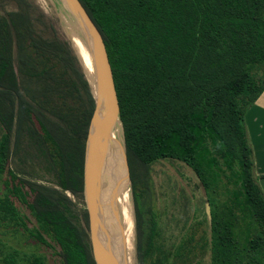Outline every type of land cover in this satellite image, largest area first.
I'll list each match as a JSON object with an SVG mask.
<instances>
[{
    "label": "trees",
    "instance_id": "1",
    "mask_svg": "<svg viewBox=\"0 0 264 264\" xmlns=\"http://www.w3.org/2000/svg\"><path fill=\"white\" fill-rule=\"evenodd\" d=\"M79 1L101 33L111 69L136 264H201L205 254L206 264H264V196L243 123L264 88V0ZM0 10V221L19 222L54 252L56 264H95L87 213L76 204H83L89 86L68 41L31 0H0ZM203 149L224 160L228 178H240L244 234L222 207L219 173ZM160 158L180 160L197 176L209 206V219L203 212L198 221L207 231L200 238L187 234L185 201L181 226L163 237L149 173ZM13 198L31 216L30 228ZM28 262L46 264L41 254Z\"/></svg>",
    "mask_w": 264,
    "mask_h": 264
},
{
    "label": "rangeland",
    "instance_id": "2",
    "mask_svg": "<svg viewBox=\"0 0 264 264\" xmlns=\"http://www.w3.org/2000/svg\"><path fill=\"white\" fill-rule=\"evenodd\" d=\"M31 2L42 10L45 17L53 23V26L57 33L60 36L64 37L69 43V40L67 39L61 27L62 25L64 28L63 22L61 18L57 16L59 9H61V6L63 5L60 0H31ZM12 7L13 4L10 3L7 4L5 8L10 9ZM66 13L67 16L72 19L69 16L70 14H68V12ZM120 136L121 144L123 147L122 132H120ZM201 154L203 158H205V160L211 165V168L215 169L219 173L218 187L220 191L222 207L227 216L229 214H233L236 216L240 233L244 234V230L247 226V221L244 218L246 211V202L239 176L234 175L231 178H228V172L224 166V160L216 158L208 151V149H203ZM13 161H15V158H13ZM102 165L103 167L105 166V159ZM103 167L101 166V169L99 171L101 181L99 183V187L101 186L105 176ZM149 173L152 181L150 184L152 206L154 208V211L158 214L159 224L165 227L162 231L163 237H169V230H173V232H175L177 230V227L181 226L183 216V212H181V204L185 201L187 203L185 215L188 216L186 222L188 224L187 234L188 232H192L194 238H200L201 234L206 231L205 222H198L202 218L203 212H205V201L203 200V189L194 172L180 160L160 158L150 164ZM4 175L5 173H3L1 177ZM1 177L0 193L2 189ZM128 185L130 192V195H128L130 196V200H132L131 185L129 180ZM68 195L71 199L76 201L75 196L71 195L70 193H68ZM173 196H175L176 203L172 206L171 200ZM81 200L83 201V204L78 200L76 201V204L78 206L83 205L85 207L83 196L81 197ZM13 202L19 208L17 214L20 219L24 218L25 215L30 218L26 221L27 227L30 228L32 226V218L28 214V211L22 206H19V202L15 198H13ZM131 208L133 212L132 201ZM171 214L174 215L172 219L169 218ZM115 215V209L112 207L108 222L107 240L110 236H113L116 242V247L119 248V234L116 231V227L112 228V226H116L113 221L115 220ZM191 225H193L194 227H192ZM132 243L133 249L131 248L130 264H136L134 218L132 229ZM34 254L43 255L46 264L57 263V259L54 257V252L51 249L44 247L43 245L30 239L27 235V230L23 229V226L19 224V222L0 221V264H5V262L3 261V257L6 256H13L16 264H30L28 262V259L31 257V255ZM206 260L207 254L203 256V260L200 263L206 264Z\"/></svg>",
    "mask_w": 264,
    "mask_h": 264
},
{
    "label": "water",
    "instance_id": "3",
    "mask_svg": "<svg viewBox=\"0 0 264 264\" xmlns=\"http://www.w3.org/2000/svg\"><path fill=\"white\" fill-rule=\"evenodd\" d=\"M72 18L73 29L89 55L92 71L87 69L73 44L71 49L81 67L93 99L91 114L84 139L82 167V196L87 213V236L95 264H127L121 246L108 242L98 230L97 192L101 169L107 151L112 145L110 133L118 119V104L101 33L79 0H60ZM121 126V124H120ZM122 161L128 177L127 162L122 150ZM205 214L209 219V206L205 201Z\"/></svg>",
    "mask_w": 264,
    "mask_h": 264
},
{
    "label": "bare ground",
    "instance_id": "4",
    "mask_svg": "<svg viewBox=\"0 0 264 264\" xmlns=\"http://www.w3.org/2000/svg\"><path fill=\"white\" fill-rule=\"evenodd\" d=\"M66 12V8H64V5H62L57 15L61 18L63 22L65 29L61 25L62 30L64 31L67 39L69 40L70 45L73 44L79 56L81 58L83 57L85 65L91 73L92 68L89 55L81 39L76 35L75 30L73 29V22L67 16ZM120 128V123L118 119L115 118L110 133V140L112 142V145L107 151L108 156L105 158V166L103 167L102 165L105 171V176L101 186L98 188L97 213L98 221L100 224L98 226V230L107 240L108 222L111 213V208L113 207L116 212L115 220H113L116 226H112V228L116 227V231L119 234V246H121L123 250L127 264H130L131 248L133 244V212L129 196L130 192L128 180L126 178L125 168L122 161L123 147L121 144ZM107 241L116 246V242L113 236H110Z\"/></svg>",
    "mask_w": 264,
    "mask_h": 264
},
{
    "label": "crops",
    "instance_id": "5",
    "mask_svg": "<svg viewBox=\"0 0 264 264\" xmlns=\"http://www.w3.org/2000/svg\"><path fill=\"white\" fill-rule=\"evenodd\" d=\"M243 123L251 148L253 174L264 196V88L245 109Z\"/></svg>",
    "mask_w": 264,
    "mask_h": 264
}]
</instances>
